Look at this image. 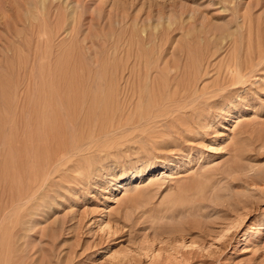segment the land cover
I'll use <instances>...</instances> for the list:
<instances>
[{
	"label": "rangeland",
	"instance_id": "rangeland-1",
	"mask_svg": "<svg viewBox=\"0 0 264 264\" xmlns=\"http://www.w3.org/2000/svg\"><path fill=\"white\" fill-rule=\"evenodd\" d=\"M0 74L75 91L5 158L0 264H264V0H0Z\"/></svg>",
	"mask_w": 264,
	"mask_h": 264
},
{
	"label": "bare ground",
	"instance_id": "bare-ground-1",
	"mask_svg": "<svg viewBox=\"0 0 264 264\" xmlns=\"http://www.w3.org/2000/svg\"><path fill=\"white\" fill-rule=\"evenodd\" d=\"M39 6V5H38ZM39 8V7H38ZM24 13V12H23ZM45 35V33H44ZM37 39V38H36ZM15 44V43H14ZM16 49V48H15ZM36 50V49H35ZM30 52V51H29ZM41 52V51H40ZM61 53V52H60ZM70 53V52H69ZM68 55V54H67ZM15 56V55H14ZM123 64V63H122ZM232 64V63H231ZM247 64V63H246ZM229 65V64H228ZM234 65V64H233ZM154 67V66H153ZM227 67V66H226ZM246 67V66H245ZM74 68V67H73ZM229 68V67H228ZM234 68V67H233ZM226 69V68H225ZM235 69V68H234ZM227 70V69H226ZM226 73V72H225ZM230 73V72H229ZM64 74V73H63ZM90 75V74H89ZM234 75V74H233ZM1 76V74H0ZM227 76V75H226ZM2 78V77H0ZM229 78V77H228ZM3 79V78H2ZM224 79V78H223ZM227 79V78H226ZM69 80V79H68ZM173 80V79H172ZM148 80H146L147 82ZM230 81V80H229ZM53 83V82H52ZM51 83V84H52ZM56 83V82H54ZM142 83H139L141 85ZM6 86V84H5ZM53 86V85H52ZM3 82L0 80V179L3 178L5 172V158L10 156L17 155L18 151V143L20 142V132L19 128L25 124L36 125L37 127H42L45 130L50 131L56 124L58 125L60 121H63V117L60 115V111L62 108H71V103L68 97L69 95H74L75 91H73L70 87H65L62 91L58 92V94H53L52 91L45 89V87H41L35 95H30L29 97L26 96L24 103L26 102L27 98L29 99V103L31 104V108L27 103V105H23L21 111L26 112V106L28 113L18 111V105L20 103L21 96L15 94L12 96L11 93H5L3 91ZM73 88V87H72ZM186 90V89H185ZM79 92V91H78ZM136 92V91H135ZM134 92V94H135ZM66 94V98L64 95ZM68 93V94H67ZM152 94V93H151ZM191 96V95H190ZM80 99V98H79ZM78 99V100H79ZM150 99V98H149ZM17 101V103H16ZM87 101V100H86ZM15 102L17 105H14ZM23 100L21 101V103ZM144 102V101H142ZM20 103V104H21ZM108 103V102H107ZM22 105V104H21ZM73 105V104H72ZM15 106V107H13ZM17 106V108H16ZM22 107V106H20ZM61 108V109H60ZM25 109V110H24ZM64 110V109H63ZM67 109H65L66 111ZM68 110V111H70ZM94 111V110H93ZM141 111V110H140ZM20 112V113H18ZM87 112V111H86ZM106 112V111H105ZM153 112V111H151ZM58 113V114H57ZM92 113V112H91ZM150 113V112H149ZM169 116V115H168ZM122 118V117H121ZM102 119V118H101ZM239 119V118H238ZM238 121V120H237ZM240 121V120H239ZM238 121V122H239ZM237 123V122H236ZM141 124V123H140ZM31 126V127H32ZM91 126V125H90ZM112 128V127H111ZM23 130V129H22ZM33 131V130H32ZM85 132V131H84ZM30 133V132H29ZM89 133V132H88ZM127 135V134H126ZM24 140V138H22ZM51 140V139H50ZM45 141V140H44ZM53 143V142H52ZM43 147V146H42ZM74 149V148H73ZM20 155V154H19ZM18 157V156H17ZM8 159V158H7ZM21 159V158H20ZM64 159V158H63ZM16 161V160H15ZM22 162V161H21ZM11 163V162H10ZM31 169V168H30ZM9 170V169H8ZM15 170V169H14ZM25 170V169H24ZM21 172V171H20ZM156 179V178H154ZM11 180V179H10ZM16 181V180H15ZM155 181V180H154ZM153 181V183H154ZM2 182V180H1ZM150 182V181H149ZM152 182V181H151ZM18 183V182H17ZM132 181L125 183L123 186L126 189L129 185H131ZM1 184V183H0ZM147 184V183H146ZM149 184V183H148ZM199 184V183H198ZM140 185V184H137ZM151 185V184H149ZM11 186V185H10ZM144 185L137 186L136 188H141ZM153 186V185H152ZM10 188V187H9ZM8 192V191H7ZM15 193V192H14ZM22 193V192H21ZM2 194V193H1ZM6 194V193H5ZM10 194V193H9ZM151 198V195H150ZM2 207V206H1ZM3 211V210H2ZM2 219V218H1ZM11 236V235H10ZM7 254V252H6ZM11 254V252H10ZM1 255V254H0Z\"/></svg>",
	"mask_w": 264,
	"mask_h": 264
}]
</instances>
